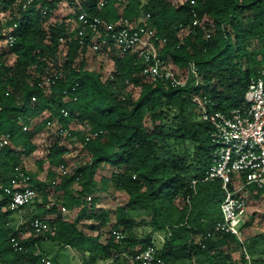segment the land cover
Listing matches in <instances>:
<instances>
[{
    "label": "trees",
    "instance_id": "trees-1",
    "mask_svg": "<svg viewBox=\"0 0 264 264\" xmlns=\"http://www.w3.org/2000/svg\"><path fill=\"white\" fill-rule=\"evenodd\" d=\"M27 1L0 0V143L7 140L0 145L1 264H41L43 257L65 264L61 250L79 264H142L129 258L149 248L160 264H264V232L246 238V218L243 241L216 230L223 220L222 182L204 180L215 148L213 126L200 117L192 99L202 91L223 113L242 104L264 68V0H185L181 5L107 0L103 7L98 0H80L92 18L109 23L126 18L152 27L164 40L157 43L161 59L184 73L193 64L201 81L197 88L193 79L183 88L151 82L142 74V60L124 54L111 40L108 49L97 52L112 63L110 75L89 69L88 47L80 44L82 25L70 6L64 0H32L24 9ZM64 7L66 14L60 13ZM10 34L15 37L11 46ZM93 37L87 28L84 38ZM130 88L139 90L136 98ZM56 124L72 133L64 140L80 143L83 162L67 174L56 171L67 167L70 151L55 135L39 162L40 170L48 165L47 180L39 181L25 160L38 150L36 138ZM84 125L100 134L85 142ZM17 168L43 193L41 202L10 208L11 197L3 189L18 178ZM103 169L111 174L98 180ZM48 186L57 194L52 204ZM111 186L127 199L107 211L98 207L99 194ZM246 192L264 202V187L250 186ZM63 209L78 210L76 217ZM36 218L55 230L35 234L30 223ZM84 220L96 235L79 226Z\"/></svg>",
    "mask_w": 264,
    "mask_h": 264
},
{
    "label": "built area",
    "instance_id": "built-area-1",
    "mask_svg": "<svg viewBox=\"0 0 264 264\" xmlns=\"http://www.w3.org/2000/svg\"><path fill=\"white\" fill-rule=\"evenodd\" d=\"M98 1L99 7L107 4V0ZM31 2L32 0L27 1L23 8L26 9ZM80 4V0H64V5L70 6L69 11L78 16V21L82 25L79 29L80 44L87 46L89 52L97 53L102 50L103 46L108 49V43L111 40L121 48L124 54L133 53L142 60V74L153 83L162 84L165 87L183 88L187 86L190 79H193V88L201 84L197 69L193 64H190L187 72L184 73L180 70L174 71L171 64L161 59L157 43L161 46L164 40L160 39L149 25L133 24L126 18L115 23H109L99 17L92 18L81 8ZM196 23L197 21L194 22ZM87 28L95 37L84 38ZM14 41L15 37L10 34L7 43L11 46ZM192 99L200 117L213 126L212 140L215 148L211 154L212 165L204 180L222 182L224 199L221 203V213L223 220L218 223L216 230L234 235L239 241H243L242 227L248 213L245 193L250 186L264 187V68L259 76L251 81L242 104L228 113L215 110V105L202 97V91L193 94ZM62 114L67 117L68 111L63 109ZM57 125L56 135L62 139L72 137L70 130ZM81 131L85 133V142L100 134V132L92 131L89 125H84ZM4 144H7V140L0 143V145ZM16 171L19 176L12 181V187L3 189V193L11 197V209H19L38 198L36 189L28 184L29 178L26 173L20 168ZM68 172V167L64 165L59 168L61 174ZM195 183L196 181H193V184ZM63 212H67L66 209H63ZM30 228L35 234L55 230L42 218L31 221ZM115 234L118 239L123 238L122 232ZM11 242L16 249L22 250V245L15 238H12ZM129 259L131 262L142 264L162 262L157 258L153 248L132 255ZM50 263L48 257H43L41 260V264Z\"/></svg>",
    "mask_w": 264,
    "mask_h": 264
},
{
    "label": "rangeland",
    "instance_id": "rangeland-1",
    "mask_svg": "<svg viewBox=\"0 0 264 264\" xmlns=\"http://www.w3.org/2000/svg\"><path fill=\"white\" fill-rule=\"evenodd\" d=\"M175 5H181L185 0H171ZM67 7H64L61 9L60 13L66 14L68 12ZM87 63L88 68L91 70H95L97 68H101V71H103L104 76L107 77L111 73L113 67L112 63L108 61V59L97 53L89 52L87 55ZM132 92V93H131ZM130 95L134 96L135 98L139 95V90L133 88H130ZM57 124L54 126H51L49 129L44 130L35 140L36 144L39 147V151L36 152L33 156L29 157L27 160V169L37 175V180L39 181H46L47 175H48V165L46 164L44 166L43 170H40L39 162L44 160L47 155V149L49 147V144L52 140L55 139L56 135V129ZM64 140V139H63ZM66 142V145L69 149V154L66 157L67 167L68 171L70 172L72 170V166L78 163L83 162V149L80 143L74 142ZM59 172V168L55 169ZM111 174V171L109 169H103L101 172V175L97 177L99 180L101 176H109ZM47 192L49 193L51 204L56 200L57 194L54 191V188L51 186L47 187ZM38 201H42V192L38 191ZM100 202L98 203V207L107 210V211H114L120 204L124 203L127 199L126 194L115 187H110L107 193L99 194ZM245 198L248 202V213L246 217V222L250 224L249 227L245 228V237H251L256 234L264 232V202L254 200L248 192L245 193ZM78 210L74 211H67L64 212L71 218H75ZM91 222L84 220L79 223V226L85 229L89 234L96 235V233H92L88 229H86V226L89 225ZM106 230L104 229L102 231L103 239L105 240L106 236ZM53 249V248H52ZM54 250V249H53ZM60 258L65 261V264H79L77 259L73 260L74 256L71 254V257H68V253L64 250H61Z\"/></svg>",
    "mask_w": 264,
    "mask_h": 264
},
{
    "label": "crops",
    "instance_id": "crops-1",
    "mask_svg": "<svg viewBox=\"0 0 264 264\" xmlns=\"http://www.w3.org/2000/svg\"><path fill=\"white\" fill-rule=\"evenodd\" d=\"M118 9L121 11L123 9V7L121 6V4H118L117 5ZM36 143V142H35ZM39 151V147H38V150L36 152ZM33 156V155H32ZM28 159V158H27ZM25 165H27V160H25ZM27 168V167H26Z\"/></svg>",
    "mask_w": 264,
    "mask_h": 264
}]
</instances>
